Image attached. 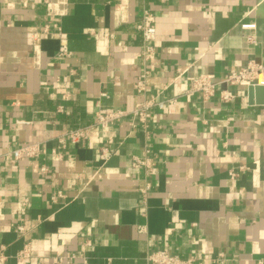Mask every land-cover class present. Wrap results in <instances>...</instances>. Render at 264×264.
I'll use <instances>...</instances> for the list:
<instances>
[{
  "label": "crops",
  "instance_id": "0c3cea01",
  "mask_svg": "<svg viewBox=\"0 0 264 264\" xmlns=\"http://www.w3.org/2000/svg\"><path fill=\"white\" fill-rule=\"evenodd\" d=\"M144 9L156 18L147 62L136 27ZM251 60L264 62V0H0L6 264H148L159 248L203 264L223 251L232 264L264 260V104L251 103L247 87H232L228 102L185 96L188 77L218 80ZM144 70L149 93L174 99L152 110L147 131L126 117L81 143L60 141L98 111L133 110ZM108 137L117 144L102 160ZM33 143L44 153L6 158ZM146 145L156 160L150 176L131 164ZM68 253L76 258L59 262Z\"/></svg>",
  "mask_w": 264,
  "mask_h": 264
},
{
  "label": "built area",
  "instance_id": "2783aa9c",
  "mask_svg": "<svg viewBox=\"0 0 264 264\" xmlns=\"http://www.w3.org/2000/svg\"><path fill=\"white\" fill-rule=\"evenodd\" d=\"M155 21L156 18L153 12H151V10L144 9L141 14V19L136 25L143 39L144 47L142 48V58L144 62L149 61L154 53V40L156 37ZM242 28H244V30H252L254 25L242 24ZM45 30L47 29L45 28ZM246 41L253 44L256 42L254 35L250 33L246 35ZM69 53L70 52L66 46L60 47L59 54L64 55ZM147 74L148 71L144 70V72L141 73L136 80V90L139 94L143 95L144 99L139 102L133 110L130 111L116 108L105 112L98 111L93 124L68 130L65 133V139L60 141L62 143L66 140L75 144L81 143L88 137L91 129L109 127V125L111 126L126 117L130 118V124L133 127L140 126L143 130H146L149 126L152 110L154 108H167L169 110L171 104L174 102V99H167L166 101L160 100L158 94H151L148 92ZM188 80L191 83L189 90L185 93L188 100H191L193 96L199 93L205 101L218 94L219 98L223 102H228L236 97L232 87L249 88V86H264V62L251 60L244 66V68L231 69L218 80H216L212 74L191 76L188 77ZM219 87H221V89L217 91ZM115 144L117 143H115V140L112 137H108L107 140L103 142L99 148L100 158H102V160L108 159L107 157L112 150V146ZM41 153H44V150H42L38 144L33 143L12 149L7 154L8 156H6V158L15 161L26 157H36ZM132 159L131 164L136 168H143L146 176H150L153 173L156 160L149 146L146 145L143 157H133ZM41 170L45 171L46 169L43 167ZM230 174L231 176L236 175L233 171H231ZM149 186L150 185L147 183L146 188L143 189V195H146ZM63 196L64 194L61 191H58L51 197L55 202ZM16 231L19 234L26 232L23 225H18ZM85 244L89 245L90 241H86ZM29 255L30 250L28 244H26L23 251L19 252L17 259L21 262L25 258L29 257ZM217 255L218 256L211 258V263L232 264V258H230L226 252H219ZM74 258H76V254L68 253L65 256H60L58 260L59 262H63ZM7 259L8 255L5 252V247L0 246V264H6ZM146 261L148 264H203L205 260L197 254H191L190 256L183 257L181 254L171 252L166 248H159L149 252L146 256ZM257 264H264V260H259Z\"/></svg>",
  "mask_w": 264,
  "mask_h": 264
},
{
  "label": "water",
  "instance_id": "95a60500",
  "mask_svg": "<svg viewBox=\"0 0 264 264\" xmlns=\"http://www.w3.org/2000/svg\"><path fill=\"white\" fill-rule=\"evenodd\" d=\"M248 94L251 103L264 104V86H249Z\"/></svg>",
  "mask_w": 264,
  "mask_h": 264
}]
</instances>
